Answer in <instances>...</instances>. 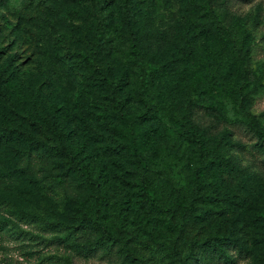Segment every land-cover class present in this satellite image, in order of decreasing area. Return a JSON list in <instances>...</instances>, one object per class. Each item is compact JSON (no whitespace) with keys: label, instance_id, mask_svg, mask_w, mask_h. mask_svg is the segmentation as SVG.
Here are the masks:
<instances>
[{"label":"rangeland","instance_id":"1","mask_svg":"<svg viewBox=\"0 0 264 264\" xmlns=\"http://www.w3.org/2000/svg\"><path fill=\"white\" fill-rule=\"evenodd\" d=\"M129 25L142 45L170 35L142 51L167 69L145 90ZM201 106L264 128V0L215 15L206 0H0V264H198L232 242L248 254L230 263L264 264V153L239 130L201 157ZM239 156L259 178L222 183L216 164Z\"/></svg>","mask_w":264,"mask_h":264},{"label":"trees","instance_id":"2","mask_svg":"<svg viewBox=\"0 0 264 264\" xmlns=\"http://www.w3.org/2000/svg\"><path fill=\"white\" fill-rule=\"evenodd\" d=\"M240 2H242V0H206L208 10L213 15H215L216 8L218 6L225 7L226 10H228V12L230 13L235 12ZM128 29L130 32L131 41L135 48V62L140 70V76L143 81L142 90H145L150 85L151 77L153 75H163L167 69L166 65L164 64L156 65L151 62L144 61L141 56L142 51L156 50L160 49L162 46L164 47V43L169 42L170 35L167 34V31H164V35L157 38L156 41H150L148 42V44L142 45V43H144L141 40L143 34H139L136 30L133 29L131 25H129ZM152 43H159V45L155 47ZM191 114L192 126L190 132L193 140H195L198 144L201 157H205L206 155L211 154L213 142L218 136L223 135L225 131L233 134H238L239 130L243 131V133H245V135H247L252 141L255 140L253 148L255 149L256 153H264L259 144L262 143L264 145V128L258 125L255 119V115L249 114L248 120L241 119L236 121H229L224 118L222 116V112L214 106H201L196 111H192ZM54 124H56V120H54ZM29 158L35 163H41L45 174L49 173L53 164L47 153L35 150L29 153ZM242 159L243 158H241V156L235 157L225 168H222L221 164H216L215 168L217 169V178L222 183H225L227 185H236L250 179L254 180L259 178V173L255 172L250 165L244 164ZM81 169L82 171L83 169L87 170L88 166H83L81 167ZM224 171L226 173H223ZM84 176L90 184L98 186V182L93 180L92 174H86ZM64 184L66 190L70 194H74L77 187H82V184L75 182V180H73L68 175L64 176ZM140 189L141 193L144 196L148 197L157 209H164L163 207L158 205L156 201V195L151 187H149L148 185H143V187H141ZM103 202V198L98 199L96 201V205L102 206ZM79 237L83 241H87L93 237V233L88 230H81L79 232ZM108 237L112 239L111 235H109ZM231 250H236L240 255H243L244 253L248 254V249H243L233 242L232 246H225L221 243L219 245L210 244L206 248H204V251L202 253L203 258L199 261L198 264H232L229 261V252ZM95 252H97V249L95 251L89 252L88 255H94Z\"/></svg>","mask_w":264,"mask_h":264}]
</instances>
